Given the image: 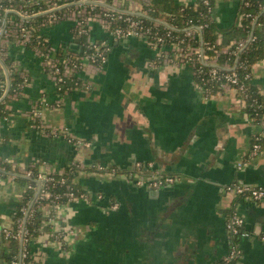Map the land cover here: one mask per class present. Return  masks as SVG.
Segmentation results:
<instances>
[{"label": "crops", "instance_id": "1", "mask_svg": "<svg viewBox=\"0 0 264 264\" xmlns=\"http://www.w3.org/2000/svg\"><path fill=\"white\" fill-rule=\"evenodd\" d=\"M149 4L109 3L135 14H145ZM239 6V0H214L217 25L238 24ZM74 24L67 17L41 33L57 49L79 51ZM90 34L110 45L107 59L83 72L89 89L65 92L56 88L35 48L0 40V88L11 81L5 60L28 78L20 91L7 94L0 115V264H8L1 228L11 227L29 184L25 171L33 166L56 174L74 168L73 181L87 194L65 203L33 238L30 264H224L233 205L251 234L241 237L242 256L231 264H264V197L238 198L227 190L234 182L264 185V146L251 155L259 126L238 90L226 86L206 96L190 63H159L160 49L145 38H116L98 21ZM252 71L264 96V58ZM70 134L89 145L77 148ZM150 162L176 174V182L161 188L136 183V164ZM43 208L49 217L52 206ZM61 229L66 243L57 234Z\"/></svg>", "mask_w": 264, "mask_h": 264}, {"label": "built area", "instance_id": "2", "mask_svg": "<svg viewBox=\"0 0 264 264\" xmlns=\"http://www.w3.org/2000/svg\"><path fill=\"white\" fill-rule=\"evenodd\" d=\"M251 1L239 0V3L250 5ZM16 2L17 0H0V40L7 38L35 48L36 52L43 57L44 68L59 91L89 89L91 87L90 83L83 75V72L86 71L87 66L90 64L99 66L106 61L110 45L106 41L91 39V23L98 21L107 32L116 38L130 36L145 38L153 47L160 49L157 57L159 63H176L178 65L190 63L193 66L194 75L201 77L196 83L206 96L212 94L210 84L214 82L220 83V90L226 86L241 90L243 92L242 98L245 100L246 105L249 104L255 107V115L251 116V118L259 128L254 134L260 137L264 136V114L258 119L257 110L264 107V101L252 97L254 93L245 80H241L239 72L236 69L237 63L233 65L226 61L224 66L212 64L208 69L204 68L203 63H216V57L212 58L209 54H206L204 46H195L191 43L194 38L201 39L200 31L202 25L189 27L184 35L179 37L175 36L169 28L162 32L159 20L147 23L144 16L115 9L109 5L108 0H21L18 5ZM205 2L209 3V0H205ZM262 7L264 5L260 4V8ZM209 9L211 10L212 6H209ZM40 14H44L43 18L40 21H36L34 19L35 16ZM71 16H73L75 21V38L86 37L83 43L77 42L80 47L79 51H68L63 47L57 49L50 45L47 38L41 33L43 27ZM245 16H249V13H246ZM241 17H244V15H241ZM252 21L256 23L254 20ZM250 38L252 39L253 35H250L247 39H235L233 42L235 46L231 49L226 48L225 52L237 56L238 59ZM214 47L215 44H207V48ZM217 53L219 54L220 51H217ZM18 66L16 63H9V66H6V68L9 71H18L20 69ZM252 69L253 65L245 71V79L253 78ZM27 79L26 75L23 76V81L14 88V92L20 91L22 84ZM5 91L6 89H4ZM247 99L251 100V102H246ZM41 100L37 101L34 106L36 117H40L42 112L43 101ZM64 130L66 131V128L62 129V132ZM68 138L77 148L89 145L88 141L77 139L72 134ZM260 148L259 142L252 144L251 155H255ZM136 165L140 170L136 173L137 178L135 179L138 184L161 188L172 185L177 180L176 174L165 173L155 167L152 162L146 164L137 163ZM34 168L33 166L25 171L27 177H34L37 181L36 185L29 182L28 187H36L39 198L42 200L50 199L49 204L52 206L51 215L44 220L45 225L54 222L65 203L87 194L85 191L76 194L72 190L73 187L67 181L68 171L59 174L44 173L40 170L35 172ZM145 170H148L149 173L144 174ZM62 185L66 186V190L58 191L56 188ZM227 190L237 197L242 196L251 199L264 197V185L234 182L227 186ZM64 197L67 199L66 201L63 200ZM32 204L33 201H31L27 208L23 207L25 218L20 223V228L17 232L23 242L29 239L26 236L25 220L33 211ZM114 206L117 205L114 204ZM244 224V217L235 207L228 214L226 223L230 235V249L227 262L236 261L242 256L240 239L251 234ZM1 229L5 239L16 235L10 226ZM57 234L62 242L63 236H65L63 230H58ZM66 241L63 242L66 243ZM27 252V250H23L22 248L20 254L12 260V263L26 264L23 261V257L27 255Z\"/></svg>", "mask_w": 264, "mask_h": 264}, {"label": "trees", "instance_id": "3", "mask_svg": "<svg viewBox=\"0 0 264 264\" xmlns=\"http://www.w3.org/2000/svg\"><path fill=\"white\" fill-rule=\"evenodd\" d=\"M62 1V0H59ZM21 0H17L16 4L18 5ZM110 3L111 0H108ZM250 5L240 4L239 6V23L232 25L227 28L219 27L216 23V20L213 16L214 11V0H209V3H206L205 0H198L196 4L193 5H182L177 4L176 0H151V4L147 5L145 9V14H135L144 16L147 23H150L154 20H159L161 22L160 30L163 32L167 28L171 29L175 36L182 37L187 29L193 25L201 27V39H192L191 43L195 46H204L205 53L209 54L210 57H216V63L220 66H224L225 62L228 61L230 64H236V69L239 72L241 80H245L249 88L253 91V96L261 101H264V96L262 95L259 88L253 83L252 79H245V71L250 69L251 66L259 59L264 58V7L260 8V4L264 5V0H252ZM61 3V2H60ZM209 6H212V9H209ZM246 13H249V16H245ZM244 15V17H241ZM44 14L35 16L36 21H40L43 18ZM254 20L256 23H253ZM253 32V38L246 44L241 55L237 56L220 51L218 54L217 51L222 50L223 48L231 49L235 46L233 43L234 39H247ZM41 38V37H40ZM86 37L82 36L78 38V42L83 43ZM170 43V40H169ZM215 44L214 48H207V44ZM85 47V46H84ZM7 66H9V61L5 60ZM205 69H208L212 66V63H203ZM10 88L8 94L14 91V88L23 81V77L17 73V71L10 72ZM199 75H195V81L200 80ZM212 94L220 90V83L214 82L210 84ZM240 96H243L241 90L237 91ZM4 94V90L0 88V97ZM8 95H6L2 100H0V115L4 113L5 102L8 100ZM245 101V100H244ZM246 102H251L247 99ZM245 107L249 112L250 116L255 115V107L251 105H246ZM258 110V119L264 114V107ZM260 143V147L264 146V136L260 137L257 134H253V142ZM260 148V149H261ZM5 168H9L8 165ZM67 174V181L73 187L72 190L76 194L84 192L83 189L78 187L73 181L74 179V168L69 166ZM35 172L38 169L34 168ZM29 182H32L33 185L37 184V181L33 178H29ZM58 191L66 190V186H58L56 188ZM240 197V196H239ZM238 197V198H239ZM64 201L67 199L64 197ZM237 200V199H236ZM33 201L32 212L28 215L25 220V228L27 230L26 236L29 238L24 241L21 239V236L17 234L20 228V223L23 222L25 218V211L23 207H28L29 204ZM41 202V203H40ZM50 199H40L37 195L36 187H28L24 193L22 200L17 206L13 223L11 225L12 231L16 234L14 236L6 239L8 241L7 249L5 251V259L8 264H13L12 260L20 254L21 249L27 250V255L23 257V261L26 264H30L32 261L31 248L32 240L43 230L48 229L50 226L44 224L46 215L44 213V204H49ZM234 204V203H233ZM232 204V205H233ZM235 208V205L231 207L229 213ZM234 261L226 262L224 264H231ZM223 264V263H222Z\"/></svg>", "mask_w": 264, "mask_h": 264}, {"label": "water", "instance_id": "4", "mask_svg": "<svg viewBox=\"0 0 264 264\" xmlns=\"http://www.w3.org/2000/svg\"><path fill=\"white\" fill-rule=\"evenodd\" d=\"M253 34V32L251 33V35ZM251 39V38H250ZM250 39H249V41H250ZM248 41V42H249ZM79 46V45H78ZM79 48V50H80V47H78ZM212 64H214V65H217V63H212ZM9 87H10V81H9V86H8V88L6 89V91L4 92V94H3V96L2 97H0V100H2L7 94H8V91H9Z\"/></svg>", "mask_w": 264, "mask_h": 264}]
</instances>
